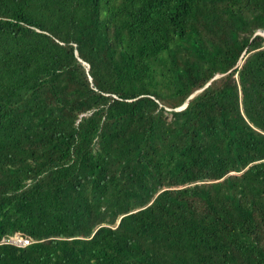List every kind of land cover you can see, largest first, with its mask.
I'll return each instance as SVG.
<instances>
[{
	"label": "trees",
	"instance_id": "obj_1",
	"mask_svg": "<svg viewBox=\"0 0 264 264\" xmlns=\"http://www.w3.org/2000/svg\"><path fill=\"white\" fill-rule=\"evenodd\" d=\"M258 31L264 0H0V264H264Z\"/></svg>",
	"mask_w": 264,
	"mask_h": 264
},
{
	"label": "built area",
	"instance_id": "obj_2",
	"mask_svg": "<svg viewBox=\"0 0 264 264\" xmlns=\"http://www.w3.org/2000/svg\"><path fill=\"white\" fill-rule=\"evenodd\" d=\"M4 242L6 244H10L16 247L24 248L28 245H30V240L21 238L19 235L14 238L5 239Z\"/></svg>",
	"mask_w": 264,
	"mask_h": 264
},
{
	"label": "water",
	"instance_id": "obj_3",
	"mask_svg": "<svg viewBox=\"0 0 264 264\" xmlns=\"http://www.w3.org/2000/svg\"><path fill=\"white\" fill-rule=\"evenodd\" d=\"M257 33H258V34H261V35L264 36V31H258ZM193 95H194V94H193ZM193 95H192V96H193ZM192 96H191V97H192ZM186 105H187V101H186L182 106H180V107H178V108H175L174 110H176V111H177V110H181V109H183Z\"/></svg>",
	"mask_w": 264,
	"mask_h": 264
}]
</instances>
